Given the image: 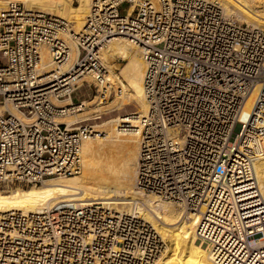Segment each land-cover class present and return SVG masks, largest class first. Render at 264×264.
I'll return each mask as SVG.
<instances>
[{
  "label": "built area",
  "instance_id": "obj_1",
  "mask_svg": "<svg viewBox=\"0 0 264 264\" xmlns=\"http://www.w3.org/2000/svg\"><path fill=\"white\" fill-rule=\"evenodd\" d=\"M3 1L0 185L81 173L82 144L95 128L59 119L85 108L73 93L86 74L99 103L121 93L108 84L101 51L123 37L145 64L137 189L198 213L195 234L215 264H264L255 170L264 156V29L231 18L218 0H91L75 33L62 17ZM68 41L78 55L64 71ZM167 247L142 216L96 201L0 212V264H157Z\"/></svg>",
  "mask_w": 264,
  "mask_h": 264
},
{
  "label": "bare ground",
  "instance_id": "obj_2",
  "mask_svg": "<svg viewBox=\"0 0 264 264\" xmlns=\"http://www.w3.org/2000/svg\"><path fill=\"white\" fill-rule=\"evenodd\" d=\"M19 1L28 9L50 12L75 23L72 28L75 33L82 30L91 5V0H77L76 3L73 0ZM219 1L226 13L233 11L237 18L264 28L262 4L254 6L250 0ZM0 7H4L3 0H0ZM68 44L71 48L70 57L61 67L64 71L72 69L78 55L76 45L71 41H68ZM140 52L137 45L123 37L112 38L101 51L106 64H111L117 57L124 60L119 74L112 69L113 64L110 65L111 68L109 67L108 84L122 87L121 93L118 92V96L110 104L118 108L135 103L139 106V111L112 118L110 121L114 125L109 122L110 129L107 128L110 131L105 129L103 132L97 127L94 129L96 132L94 138L87 139L82 144L83 170L79 175L49 178L41 185H31L26 189L17 187L9 193L0 191V212L39 211L67 200L81 203L96 201L112 211L114 209L116 212L136 213L142 216L170 241V247H167L168 250L160 257L157 264H215L206 244L195 234L199 220L198 213L186 212L189 213L186 214L183 209L180 211L174 205L138 190L135 185L140 136L138 128L134 127L138 126L139 118L148 110L143 89L145 64ZM41 65L49 71L54 68L51 55L46 48L42 52ZM83 81L92 83L91 77L87 74L78 80V84L82 85ZM95 102V99L84 101L80 109ZM11 110L17 113L15 108ZM66 120V117L59 119L61 122ZM108 125L106 123L105 126ZM98 132L102 134L99 135ZM255 170L256 184L264 197V156L255 161Z\"/></svg>",
  "mask_w": 264,
  "mask_h": 264
},
{
  "label": "rangeland",
  "instance_id": "obj_3",
  "mask_svg": "<svg viewBox=\"0 0 264 264\" xmlns=\"http://www.w3.org/2000/svg\"><path fill=\"white\" fill-rule=\"evenodd\" d=\"M152 1L157 2V0H152ZM73 2L76 3L77 0H73ZM250 2L254 6H259L261 4H262L261 6H264L263 5L264 4V1H261V0H259V1L258 0H250ZM126 5L127 4H123L122 7H126ZM221 5H222V3H221ZM222 7L224 8L223 5H222ZM224 10H225V8H224ZM225 12H226V10H225ZM229 14H230V17L231 18L236 19L237 21L244 22V23H248V24H251V25L256 26L255 24L249 23L245 19L237 18L235 12H233V11L231 13H228L227 15L229 16ZM67 21H68L70 27L73 28V25H75V23L70 22L69 20H67ZM257 27H259V26H257ZM262 29H264V28H262ZM123 63H124V60L121 59L120 57H117V58H115L113 60V62L111 64L114 65V66L112 65L113 66L112 69L115 71V73H118V74L120 73V67L122 66ZM111 64H107V66L110 67ZM115 66H118V67H115ZM116 68H119V69L118 70H115ZM95 94H96L95 88L93 87V85L90 86L88 82H84L82 86H80L79 88H77L74 91V93H73V99H74V101H77V100L78 101H92L93 99H95L96 102L93 103V104H90V105L87 104L83 110H80V111H77L75 113H71V114L66 115L65 117L67 118V120L69 122L67 120L65 122L75 123V125L81 124V123H88V124L93 125L94 128L97 127V129H102L103 132H105L104 131L105 129H106V131L108 129H110V125H108L109 122H110L111 125L112 124L114 125V123L110 121L112 118L118 117L120 115L121 116H124L127 113L130 114V113H135V112H138L139 111V106L137 104H135V103L126 104V105H124L122 107H118V108L112 107V104H110V102H112L113 99H115V97L118 96V94H116V93L110 94L107 101L100 102V103L98 102V99L95 98ZM94 110L96 112H94ZM70 116H71V118H70ZM80 118H81V121H80ZM74 119H77V120H75L76 122L74 121ZM104 122H106L108 126H105L106 123H105V125H103ZM97 125L100 126V127H98ZM108 131H110V130H108ZM82 170H83V168H82ZM79 174H77V175H79ZM72 176H76V175H72ZM30 186L31 185H15V186L6 187V186H3V185H0V191L3 192V193H9V192H11L12 189H15L17 187H21V188H25L26 189V188H29ZM168 204L174 205L176 208H178L181 211V208L178 207V206H176L175 204L170 203V202H168ZM113 211H115V210L113 209ZM184 211L182 210V212H184ZM186 212H189V211H185V213ZM186 214H189V213H186ZM166 240L168 241V248H169L171 243H170V241L168 239H166ZM168 248H167V250H168Z\"/></svg>",
  "mask_w": 264,
  "mask_h": 264
}]
</instances>
